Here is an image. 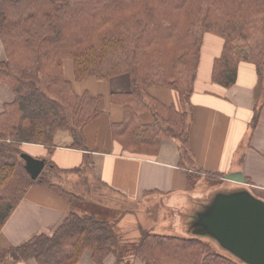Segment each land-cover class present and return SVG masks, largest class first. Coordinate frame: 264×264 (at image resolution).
Instances as JSON below:
<instances>
[{
	"label": "trees",
	"instance_id": "trees-1",
	"mask_svg": "<svg viewBox=\"0 0 264 264\" xmlns=\"http://www.w3.org/2000/svg\"><path fill=\"white\" fill-rule=\"evenodd\" d=\"M207 33L224 40L213 65L214 82L234 85L243 62L259 75L255 126L264 106V0H0V39L6 52L0 83L15 95L0 111V232L32 185L47 186L70 202L83 199L52 181L47 172L61 171L52 160L33 178L22 154L26 143L52 151L59 130L72 133L74 147L88 148L85 127L102 114L103 96L77 91L75 82L87 77L103 82L130 76V91L110 94L123 109L112 131L124 148L156 154L163 138H173L181 159L194 165L191 96ZM67 59L73 61V80L65 75ZM149 84L177 90L179 106L150 94ZM146 112L153 115L150 122L142 120ZM92 166L88 155L76 170ZM196 173H189L190 184ZM141 232L134 248L144 264H162L164 258L179 264H242L209 249L200 238ZM130 246L121 243L111 222L71 211L53 232L0 251V264L10 255L30 264H76L86 250L98 264L110 254L116 256L115 264H130L124 260Z\"/></svg>",
	"mask_w": 264,
	"mask_h": 264
},
{
	"label": "crops",
	"instance_id": "crops-1",
	"mask_svg": "<svg viewBox=\"0 0 264 264\" xmlns=\"http://www.w3.org/2000/svg\"><path fill=\"white\" fill-rule=\"evenodd\" d=\"M223 46L224 40L221 37L212 33L206 34L195 89L191 96L193 109L189 136L194 158L192 166L198 171L195 168L190 170L189 165L186 167V162L181 159L179 142L173 138H163L156 154L134 153L124 148L115 139L112 131L113 124L122 120L123 109L112 102L110 94L130 91V76L119 74L103 82L87 77L82 82H75L77 91L87 89L93 94L103 96L102 114L85 127L88 148L74 147V137L69 130H59L56 133L52 151L45 145L33 143H26L23 148L37 158L52 160L60 172L67 174L66 184H75L76 176L72 177L71 173L80 175V180H91L95 185L89 193L95 194L97 191L98 195L107 198V202L102 200L101 204L91 208L88 204L90 199L80 193L82 187L73 191V188L64 183L67 189L83 196L82 200L70 202L47 186L32 185L0 232V251L10 246H19L35 235L53 232L71 211L79 214L95 213L100 219L111 222L117 229L122 244L128 243L127 234L130 229L134 232V236L130 238L139 240L142 229L154 231L152 227L155 228V224H167L165 220L154 218L155 224H151L149 229L139 218H133L127 212L114 211V199L109 202V196L118 199V195V200L128 203H138L157 196L163 209L173 210L178 220L184 217L195 218L200 212V207H203L213 188L201 190L200 186L206 178L208 181L219 179L223 183L228 182L224 178L226 174L242 172L248 184L253 185L264 196V106L250 136L253 140H250V145L244 152L241 151L242 142L248 133V124L254 117L258 103L260 77L251 63L243 62L239 65L238 78L234 85L225 87L214 82L213 65L215 59L221 55ZM4 59L6 52L0 39V60ZM65 65L66 77L73 80V66L69 62ZM147 89L164 103L179 106L177 90L156 84H149ZM14 99L12 90L6 84L0 83V111H3L6 103ZM152 119L151 112L142 114L143 121L150 122ZM88 155L93 166L82 173L77 171L76 168L84 166ZM192 170L198 172L199 176L190 184L189 173ZM234 184L235 182L231 183ZM217 186L228 185H214L218 188ZM104 188L107 192L103 193ZM186 231L189 232L188 227ZM210 240L215 241L211 238ZM129 258L127 254L124 260L130 263ZM116 260V256L110 254L104 264H115ZM4 264L30 263L16 261L10 255ZM76 264L98 263L93 259L92 252L86 250ZM133 264H144V261L138 256ZM162 264L179 263L164 258Z\"/></svg>",
	"mask_w": 264,
	"mask_h": 264
},
{
	"label": "water",
	"instance_id": "water-1",
	"mask_svg": "<svg viewBox=\"0 0 264 264\" xmlns=\"http://www.w3.org/2000/svg\"><path fill=\"white\" fill-rule=\"evenodd\" d=\"M33 178L44 170L47 160L22 154ZM234 185L216 188L194 218H186L188 237L211 238L244 264H264V200L247 187L242 172L225 175Z\"/></svg>",
	"mask_w": 264,
	"mask_h": 264
},
{
	"label": "rangeland",
	"instance_id": "rangeland-1",
	"mask_svg": "<svg viewBox=\"0 0 264 264\" xmlns=\"http://www.w3.org/2000/svg\"><path fill=\"white\" fill-rule=\"evenodd\" d=\"M64 62H65L64 65L69 62V64L74 66L73 61L71 59H67ZM247 131H248V133L245 135L244 140L242 142V147H241V151H243V152L249 147L250 140L252 139V137H250L251 133L254 131V124L252 121L248 124ZM185 165H186V167L189 165L190 170L195 168V170L198 171V169L195 166L188 164V161L185 163ZM192 172H196V171L192 170ZM47 174L49 175V177L52 179L53 182L59 183V184H62L63 186H65L64 183L66 184L65 181L67 180L66 179L67 174H65V172L62 173L59 170L58 171L57 170H50L49 173L47 172ZM196 174L199 175L198 172ZM70 175L72 177L76 176V177H74L75 178V184H74V186H72L71 184H66V185H68L67 187L73 188V191L75 189H78L79 187H82V189H80V193L85 194L90 199L88 204L90 205L91 208H95L98 204H101L100 202H103L105 200H106L105 203L107 202V198L103 197L101 195H98L97 191L95 194L92 192L89 193L90 189H92L95 185V183L93 184L91 182V180H90V182H88V180H86V179L80 180V175H78L76 173H71ZM218 183L219 184L224 183L225 185L229 186V185H231L232 182L223 181V183H221L219 179L208 181L206 178L205 182H203V184L200 186V188H201V190L206 191L208 188L213 187L212 188V191H213L214 189H216V187H214V185H216ZM84 187L86 188V190ZM247 187L250 189V191L252 193H255L256 196H258L264 200V196L261 193H259L257 191V189L254 188L253 185L247 184ZM215 191L212 192V196H213ZM104 192H107V190L105 188H104L103 193ZM109 193L111 195L113 194L111 192H109ZM117 198L120 199V197L118 195H117ZM108 199H109V202L114 199V202H113L114 207H112L114 209V211L123 212V213L127 212V213H129L130 216H133V218H135V217L139 218L140 221L144 225L149 227V229H151V226H152L151 224H155V221H154V218H155L156 220H161V221L165 220V222H167V224L165 226H162V223L155 224V228L152 227V229L156 232L176 234V235H181L183 237H188V235H191V234L187 233V231H186V229L188 227L186 218L184 217V218H180L178 220L177 217L174 215L173 210H171L170 208H167L164 210L163 206L160 202V199L157 196H155V197L151 196L148 199H146L142 202H138V203H128L125 200H122V199L118 200L112 196H109ZM83 207L85 208V206H83ZM91 208H89V209H91ZM133 236H134V232L130 229V232H128V234H127L128 243L130 245H132L128 249V254H129V257L131 258V259L129 258L130 264H133L134 259L138 257V254L134 248V244H137L139 240H135L133 238H130ZM207 240H208V243L210 245L209 249L215 250L217 252H220L222 254H225L227 256H230V257L240 261L237 257L232 255L230 251L223 248L217 241H212L209 239V237ZM240 262L242 264H244L242 261H240Z\"/></svg>",
	"mask_w": 264,
	"mask_h": 264
}]
</instances>
